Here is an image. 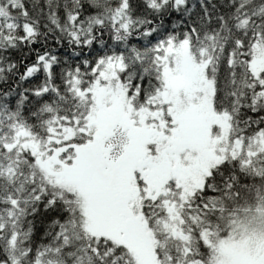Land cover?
Returning <instances> with one entry per match:
<instances>
[{
  "label": "snow or ice",
  "instance_id": "snow-or-ice-1",
  "mask_svg": "<svg viewBox=\"0 0 264 264\" xmlns=\"http://www.w3.org/2000/svg\"><path fill=\"white\" fill-rule=\"evenodd\" d=\"M0 264H264V0H0Z\"/></svg>",
  "mask_w": 264,
  "mask_h": 264
}]
</instances>
